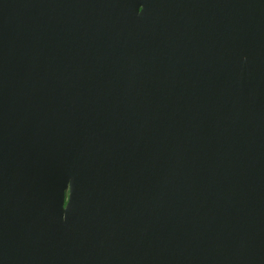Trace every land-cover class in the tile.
Returning <instances> with one entry per match:
<instances>
[{"label": "water", "instance_id": "obj_1", "mask_svg": "<svg viewBox=\"0 0 264 264\" xmlns=\"http://www.w3.org/2000/svg\"><path fill=\"white\" fill-rule=\"evenodd\" d=\"M0 264H264V0H0Z\"/></svg>", "mask_w": 264, "mask_h": 264}]
</instances>
